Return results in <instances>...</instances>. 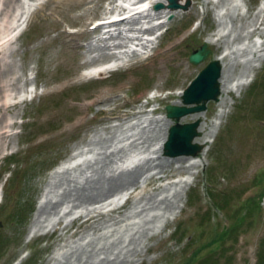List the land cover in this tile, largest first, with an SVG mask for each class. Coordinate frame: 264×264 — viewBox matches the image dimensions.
<instances>
[{
  "label": "rangeland",
  "instance_id": "374dc122",
  "mask_svg": "<svg viewBox=\"0 0 264 264\" xmlns=\"http://www.w3.org/2000/svg\"><path fill=\"white\" fill-rule=\"evenodd\" d=\"M87 1L12 0L0 15V37L19 28L0 53L5 80L18 87L0 94L7 132L0 147V264L264 262V0L226 4L222 12L217 4L226 0H189L177 13L163 8L166 16L153 36L132 41H102L93 23L114 0ZM258 16L262 22L254 30ZM118 42L124 47L113 49ZM204 42L209 58L191 64L189 56ZM223 51L225 106L210 101L198 119L202 130L195 140L206 154L166 156L174 122L165 107L178 106L188 84ZM106 53L115 58L86 63ZM110 61L111 71L80 74ZM251 71L248 84L237 81ZM155 91L160 96L149 100ZM140 105L145 122L130 127L134 121L125 118ZM221 111L226 114L217 127ZM194 114L179 123L197 121ZM87 141L95 153L57 176L56 195L39 205L51 171ZM129 156L121 167L113 163ZM164 170L173 176L151 182ZM121 180L137 186L100 197ZM72 204L77 209L67 214ZM89 214L99 215L96 232L79 228ZM33 223L38 227L29 235ZM225 228L231 229L224 234Z\"/></svg>",
  "mask_w": 264,
  "mask_h": 264
},
{
  "label": "bare ground",
  "instance_id": "6f19581e",
  "mask_svg": "<svg viewBox=\"0 0 264 264\" xmlns=\"http://www.w3.org/2000/svg\"><path fill=\"white\" fill-rule=\"evenodd\" d=\"M12 0H3V9L0 11V15L2 16L3 14L6 13L7 8L10 5V2ZM60 1V0H58ZM75 6H82L87 4L89 1L87 0H74ZM125 3H128L131 0H123ZM180 2H182V0H179ZM91 2V1H90ZM145 2V3H143ZM141 1L139 3H143L140 5V7H142V10L138 13H134L132 15H130L129 17L125 18V19H121L120 21H115V22H111L106 26H102V25H97L96 27H94V32L97 33H102L101 35V39L103 40H128V41H132V40H137L139 39V36H144V35H151L153 34L154 30L160 28L163 24V22L160 21L161 18H164L165 16L163 15V12L160 11H154L153 9L149 8V6L151 5V3H162L165 4L167 3V0H146V1ZM207 3H209V1H206ZM233 2H238L241 4H245V0H226V3H218L217 5L220 6V11L222 12L225 8L226 4H230ZM262 8L260 11H262V9L264 8V4H262ZM166 12L167 13H177V11H171L167 8ZM124 10L123 7L121 6H117V7H111L106 9L103 12V15H111L112 13L117 16L118 13H121ZM28 19H24V22L26 23ZM262 19L260 16L257 17L256 22L254 24V30L256 28V26L258 24H261ZM19 28H15L12 32L18 30ZM102 29H105V31L102 32ZM9 32L7 35H4L2 37H0V53H3V48L4 45L6 44H10L12 43V41L14 40V36L13 33ZM125 42V41H124ZM207 42H211L209 40H207ZM122 47H124V45L122 44V42H118L117 44H113V49H122ZM106 50H109V47L106 48ZM226 51L221 52L218 56H216V59H218L221 64L223 65V71H224V67H225V57H226ZM110 56L111 58H115V55L113 54H102L99 57H96L90 61H87L86 63L91 64L93 62H97L100 60H104L106 59V57ZM5 76H6V71L4 69H2L0 67V94L5 93L7 90L10 91H16L18 90V87L16 85L15 81H9V80H5ZM254 76V71H251L250 73L246 74V75H242L237 81L242 80L244 81L243 85L248 84V82L251 81V79ZM220 89H221V93L223 94L225 92V88H224V82H223V73H222V77L220 80ZM226 92H229L228 89L226 90ZM98 102H102L101 100H97ZM220 104H222V106L224 107L225 105H223L224 103H222V98H219ZM175 105H180L181 102L179 100L174 102ZM1 107L3 109H5L6 111H8L11 107V105H8L7 102H3L1 104ZM144 105H140L138 107V109L133 112L132 114H130V116L125 118V122H129L131 123V121H134L133 123H131L130 127L132 126H140L141 124H143L145 122V118L147 117L146 115L144 116ZM152 112L154 111L151 110ZM226 112H219L217 113L215 120H214V124L215 126H220V124L222 123L223 118L225 117ZM201 117V115L198 114H194L191 116V118L193 120H198ZM124 120V119H123ZM5 119L4 117L2 119H0V147L3 146L4 144V139L5 137H7L6 133L2 131V128H6V126L2 127L4 125ZM202 130V123L200 122L199 125V131ZM135 145H138L137 139H131ZM195 143L197 144H203V142H201V140H195ZM91 144L92 142H84L83 144L80 145H75L72 154L68 157V159H66V161H64V163L58 168L56 169L50 176V179L48 181V183L46 184V189L45 192L41 195L40 197V205L41 204H45L48 201V198H53L56 194L52 193L53 192V186L55 185L54 180L55 178H57V176L61 175V174H65L75 168H77L78 166H80V162L83 160L84 157H87L88 155H93L94 149L93 147L91 148ZM207 152V147H204L203 150L201 151V156H204ZM134 157L129 156L127 158H121L119 157L115 162H113L115 165H117L118 167H121L123 164H125L128 161H131ZM189 158V157H188ZM186 158V159H188ZM184 171V168L181 166L180 167V171L182 172ZM178 172V171H176ZM164 175L163 176H159L156 179H152L151 182H154L156 180H161L164 181L165 179H167L168 177H172L173 174H169L168 171L164 170L163 171ZM126 185H131V188H135L137 186V182L135 180L129 182L128 180H121L119 185H114L113 189L108 191V193H106L105 195H102L100 197H103V199L107 198L111 193L115 192L117 188L126 186ZM61 187L59 186L58 189H60ZM115 190V191H114ZM120 194L122 193L119 192ZM111 196H115V193ZM93 199H97L93 198ZM74 201V200H73ZM75 202V201H74ZM57 203V207H64L65 203L60 202V201H56ZM69 205V203H67ZM111 205V204H109ZM77 209V205L72 204L71 208L67 211L68 213H72L73 211H75ZM99 215H95V216H90L87 215V217L83 220V222L79 225V228L82 229H90L91 231L96 232L97 230H99L98 224H97V218ZM38 225L37 223H33L30 226L29 229V235H32V233H34L35 229H37ZM66 228L64 227L63 230H65ZM85 239V236L82 237V240ZM67 247V243L64 245H61L58 249V253L62 250H64ZM13 264H17V262H14ZM72 264V263H71Z\"/></svg>",
  "mask_w": 264,
  "mask_h": 264
},
{
  "label": "water",
  "instance_id": "95a60500",
  "mask_svg": "<svg viewBox=\"0 0 264 264\" xmlns=\"http://www.w3.org/2000/svg\"><path fill=\"white\" fill-rule=\"evenodd\" d=\"M167 8L171 11L184 10L190 6V1L180 4L177 0H167ZM163 4L154 6L155 11L163 9ZM211 50L207 48V43H203L199 49L194 51L190 57V63L199 65L205 61ZM223 65L214 58L212 59L190 82L182 94V106H167L166 116L168 119L175 121L169 129L168 139L164 145V154L169 157L177 156H196L203 146L194 143V139L200 136V120L193 123H178L179 120L187 115L205 111L206 104L209 101L218 102L221 94L220 80L222 76Z\"/></svg>",
  "mask_w": 264,
  "mask_h": 264
},
{
  "label": "trees",
  "instance_id": "16d2710c",
  "mask_svg": "<svg viewBox=\"0 0 264 264\" xmlns=\"http://www.w3.org/2000/svg\"><path fill=\"white\" fill-rule=\"evenodd\" d=\"M12 164H13V163H10L9 165H12ZM211 201H213L212 198H211ZM213 203H214V202H213ZM229 229H231V228H227V229L225 228V229H224V234H226V233L229 231ZM192 257H194V255H193ZM192 259H193V258H191L190 261H191ZM259 261H260V259H259ZM257 262H258V261H257ZM260 264H264V262L261 260V261H260Z\"/></svg>",
  "mask_w": 264,
  "mask_h": 264
}]
</instances>
